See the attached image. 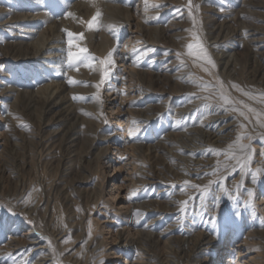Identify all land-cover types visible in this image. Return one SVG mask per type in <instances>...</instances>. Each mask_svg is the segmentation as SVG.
Listing matches in <instances>:
<instances>
[{
  "label": "bare ground",
  "instance_id": "1",
  "mask_svg": "<svg viewBox=\"0 0 264 264\" xmlns=\"http://www.w3.org/2000/svg\"><path fill=\"white\" fill-rule=\"evenodd\" d=\"M175 4H186L187 10L175 17L174 6L170 22L162 20L160 15L164 8ZM188 4V0H147V9L146 6L142 7L145 14L140 13L136 20L127 5L108 4L99 35L95 29L91 31V44L102 57L101 60L109 52H113L111 59L114 63L103 66L100 64L97 68L82 67L78 78L74 79L79 83L72 84L70 94L64 93L63 84H56V93H47L50 85L38 87L34 91L31 83L24 84L22 88L0 81V101L7 102L10 109V114L5 117L9 124L3 133L5 140L12 143V151L24 150L20 152V158L23 159V166L31 172L38 155L37 161L42 173L47 176L42 182L39 200H23L19 206L30 214H35L39 230L52 235L58 246V260L61 264H96L85 256L82 258L80 254L88 246L104 244L105 238L99 234L106 226L102 228L96 224L92 205L97 201L90 205L87 194L91 186L100 181L97 193L101 197L106 180L97 166L105 148L100 147V154L95 156L91 150L96 147L99 134H105L96 114L99 111L98 97L105 82L100 88L95 85L100 83L102 68L110 67L111 77L117 63L114 52L118 42L114 40L110 27H119L120 24L135 20V30L129 31L132 34L124 44L130 52L127 59L129 62L133 60L128 64L124 58V70L128 73L130 87L135 88V92L137 90L133 94L140 107L135 109V106L130 105L128 108L129 116L125 121L129 133L138 130L139 125L146 124L157 113L165 111L170 100L176 102L184 94L191 96V92L201 89V93L213 104L210 105L214 106V112L209 117L213 120L205 124L213 129H205L203 124L186 132L170 133L155 146L131 145L135 154L132 161L134 175L127 187L124 204L118 200L119 190L125 188L123 181L117 187L118 191L110 194L112 199L109 200V206L115 214L113 218L117 219L115 225L113 221L110 224L115 226L114 239L118 250L123 252L124 264H222L221 256L218 255V252L224 250L221 249L224 245L222 233L228 227L237 229L230 215H233L235 208L239 209V201L242 200L244 206L248 198L256 195V183L264 179V143L258 148L256 142L248 143L244 135L242 143L248 145L247 153L251 151L248 153L253 166L251 175L243 174L236 160L231 159L233 154L241 155L238 147L228 151L229 145H233L241 133L246 132L250 138L253 136L264 142V115L259 121H255L259 130L263 131L261 135L253 128L252 121L240 115L241 110L249 115L243 106L244 102L259 113L262 112L257 109L258 106L264 105L261 101L264 97L256 94L264 90V0H236L234 5L224 10L209 8L208 14L201 18L203 22L199 34L192 26L195 19L191 20ZM142 8L137 5L136 11ZM18 13L19 9L14 5L9 8L0 5V30L6 24H11V27L20 26L19 22L25 16ZM39 16L41 18L44 15ZM184 22L185 25L181 26ZM181 27L182 31L179 32ZM60 29V25L52 27L50 31L36 29L38 33L41 32L39 41L34 45H30L19 34L10 41L2 39L5 43L0 45V51L4 57L1 56L0 60L5 56L12 59L35 58L49 44L52 47L46 53H53L56 57V49L61 47ZM31 32L33 31L28 33ZM193 33L197 34L207 56L214 62V67L200 59L195 48L193 54H189L187 45L196 43ZM17 54L18 57H15ZM6 77L3 74L2 78ZM91 93L94 97L87 98ZM222 93L230 99V104L225 105L221 99ZM60 106L63 107L55 114L60 116L56 122L55 115L51 114ZM2 114L1 109L0 116ZM24 116H28L32 125L41 130H46L51 123L63 128L69 118L74 121V125L65 133L51 135L48 139L37 138V135L33 136L27 130L28 146L32 148L30 160H26L29 152H25L23 141L16 134V127L24 122ZM171 125L173 129L174 124ZM72 137L74 140L67 142ZM79 141L82 144L81 150L76 148L71 151L72 147L80 144ZM199 149L202 151L196 153ZM72 152L73 157L67 155ZM257 154L261 156L259 164H256ZM213 170L215 172L212 174ZM228 171L230 175L223 177ZM75 174L76 177L71 178ZM158 181L162 182L155 194L151 191L134 196L137 193L136 186L151 188ZM241 181L246 186L243 191L239 188ZM194 185L200 187H193ZM167 188L176 189L175 193L167 195L164 191ZM184 201L196 203L194 215L188 210V203H182ZM82 202L89 204L88 213L82 211ZM245 207L248 209L246 204ZM182 208H186V211H182ZM56 212L59 214L58 218L55 217ZM164 213H169L167 222L161 220ZM3 214L0 209V217ZM40 214L41 217L38 216ZM236 220L239 221V218ZM19 222L23 223V227L22 220L12 223V226ZM249 224L245 231L239 230L236 235L248 250L247 259L240 260V247L229 246L225 254L227 264H264V222L253 217ZM10 227L11 224L6 228L10 245L16 246L18 243L23 246L30 243L31 249H41L44 253L37 264H56L55 258L45 256L51 250L52 253L55 252L53 243L39 240L34 231L32 235L33 228H28L29 231L25 234L27 237L22 240L18 237L20 232L17 228L11 230Z\"/></svg>",
  "mask_w": 264,
  "mask_h": 264
},
{
  "label": "rangeland",
  "instance_id": "2",
  "mask_svg": "<svg viewBox=\"0 0 264 264\" xmlns=\"http://www.w3.org/2000/svg\"><path fill=\"white\" fill-rule=\"evenodd\" d=\"M235 2L236 0H191V8L189 9L191 20L193 18L195 19L192 22V26L193 28H195V32L198 34L200 33L199 28H201L203 22V19L201 18L204 14H208L207 12L209 8L224 10L234 5ZM108 4L123 6L127 5L131 9L134 19L138 18V16L142 12H144L145 14L144 8H142L145 7V0H0L1 6L9 8L10 6L14 5L19 9V13L25 16V18H23L19 22L20 26L11 27V24H6V27L0 30V45L3 46V44L5 43L2 39L10 41L11 38H17V34L23 35L30 45H34L37 41H39V34L42 30L50 31L52 27H59V25L61 26L60 34L62 36L59 44V46L61 47H58L59 49H56V57H54L53 53H51L50 55L46 53L48 50H50V47H52L51 44L46 45V48H43L42 51L36 54L37 57L35 58L20 57L18 59H12L5 56L4 59L0 60V81L7 82L9 86H20L22 88H24V84L31 83L33 84L32 88L34 91L37 90L38 87H47L50 85L47 93L51 91H55L56 93L57 85L59 86L63 84L65 86L64 93L70 94L72 84L68 83L69 78H78V73L82 71L81 68L85 65H91L92 67L96 68L100 65L102 57L95 51V46L93 47L91 44V31L95 29L94 31L96 32V34L99 35L98 33H100V29L104 24L103 15L106 13ZM137 5H140L142 9L136 11ZM39 6L40 8H38ZM169 7L170 8L167 9L164 8V11H162L160 15L162 17L161 19L164 21H169V19L172 18L171 13L173 12V7L175 8V17H179L183 12L187 10L186 4H175L172 6L170 5ZM69 12L73 15L68 16ZM97 12L100 13V16L96 19L95 23L90 29L88 27V21H90ZM39 14H43L44 16L40 18ZM33 18L35 19V21H32ZM135 20L131 21L130 23H124L123 25L120 24L119 27H110L114 34V40L118 42V47L114 52L117 63L113 67L112 76L105 80V83L103 84L101 89V93L98 97L99 111L96 114L99 117L100 122L102 123V129L105 131V134H99L97 141L99 140L100 142L96 141V147L91 151L93 152V156H95L100 154L101 148H105L102 155H100L99 157L97 166L101 171V176L103 175L104 177H106V180L103 187V195L99 197V193H97V191L100 190L98 184L100 182L99 181L97 184L91 186V189L87 194V199L90 200L88 201L90 205L97 201L94 204L95 207L92 205V207L94 208L93 218L95 219L96 224H98L102 228L106 226L102 229V232L100 234L98 233L99 236H102V238L104 237L105 239L103 245L99 244L98 246H95L94 244L95 247L93 245L88 246L87 250L82 251L80 254L82 258H89L91 263L96 262V264H124L123 252L118 250L119 248L114 239V225L117 219L113 218L115 214L112 207L109 206V200L112 199L110 197V194L114 193V191H118L117 187L123 181L125 184V188H121L119 190L120 193L118 195V200L120 199V203L124 204V197L127 193V187L130 185L131 178L134 175V164L132 161L135 158V154L131 149V145L143 144L155 146L159 141L164 139L170 133L186 132L195 127H201L203 126V124L205 126L207 122L213 120V118L209 117L214 112V106H211L213 104L207 99L206 95L201 93L202 90L200 89L197 92H191V94H193L194 96H186L184 94L179 99H177L176 102L174 100H170L169 106H167L168 108L163 112L157 113L156 116L151 117V120L146 123L148 125L144 124L138 126V124H136L138 126V130L133 133H129L127 131L128 127L126 124L127 121H125V119L129 116L128 108L130 107V105L133 107L135 106V109L136 107L137 109L140 108L135 100L134 95L137 93V90L135 92V88L130 87L131 84H129V80L127 77L128 73L124 70V58H126L128 64L133 61L132 60L129 62V60L127 59V56L130 54V52L128 48L124 46V44L127 43L126 41L128 37L130 36V34H132L129 33V31L135 30ZM184 25L185 22L181 26ZM39 28H41V31L38 33L37 30H39ZM65 30L70 31L73 34L83 33V39H80L78 36H74L73 39L75 44H78L81 47H86L89 50V60L77 64L75 67H69L67 65V41L69 37ZM29 31L33 32L28 33ZM181 31L182 27L179 29V32ZM73 50L76 49L74 48ZM1 56L4 57V55L0 51V57ZM15 57H18V54L15 55ZM91 57H95L96 59H91ZM55 68L58 69L55 70ZM1 70L3 72H1ZM3 74L7 75V77L4 79L2 78ZM256 94L260 97H264V90H260V92H257ZM90 96L94 97V94L91 93L87 98H89ZM262 99L263 100L261 101H264V98ZM57 100L58 99H55V101ZM246 105L248 107H251V105L244 102L243 106L245 107ZM62 107L60 106L56 108L55 111L52 112L51 116L58 114L59 110H61ZM258 107L259 108L257 109L260 112L264 113V105L261 104ZM180 108H182V112ZM1 109L3 114L0 116V144H2L0 145V209H2L4 214L0 217V264H37V261H39V257L41 255L43 257L44 255L41 249H38L39 251H37V249L35 248L31 249L30 243H26L23 246H19L17 243L16 246L14 245L15 247L13 245H10L11 243L9 244L7 235L8 229H6L10 224L12 227H10L11 230L16 227L18 232H20L18 237L20 236L22 240L27 237L25 236V234L29 231L28 228H33L32 235L34 231L35 237H38L39 240L49 241L50 243H53L55 252L52 253L51 250L50 252H47L45 256H50L51 258L53 257L55 258L54 263L61 264L60 260H58V246L55 243L52 235L47 234L45 231L39 230L36 224V220L38 218L35 216V214H30L27 210L25 211L19 206L23 200L31 202H36L39 200L41 196L42 182L44 178H47V176L42 173V168L37 161L39 160L38 155H35L36 165L33 169L34 171L32 170L31 172L23 166V159L20 158V152L24 150L12 151V143L9 140H5V137L3 135V133H5L9 126L7 120H5V117L10 114V109L7 105V102L3 101L2 103V101H0V110ZM35 113L37 114V112ZM249 117L250 119L248 120L252 121L253 128L257 129V133L261 135L263 131L259 130L258 124L255 122V117L252 116V114H249ZM59 119L60 116L55 115L54 120L57 122ZM65 122L63 128L59 124L51 123L47 126L46 130H41L39 128L36 129V126L32 125L33 122L30 121V118L28 116H24V122L16 127L18 129L16 131V134L19 139L23 141L25 152H29V157L26 160H30V148H32V146H28L29 141H27L26 138L28 133L27 130L31 133V135H37V138L48 139L51 135H58L59 133L63 134V132L65 133L68 128H73L74 124L72 123L74 121L69 118ZM132 123L133 125H135L134 121ZM171 124H174L173 129H171ZM204 128L213 129L211 128V126H205ZM34 130L35 132H33ZM244 134L246 137L245 140L248 143L253 142V144L256 142L255 145L258 148L262 143H264L260 139L258 140L256 138H253V136L250 138L249 134L246 132ZM73 140L74 138L72 137L69 138L67 142H71ZM75 146L72 147L71 151H74L76 148H78V150L80 151L82 144L80 142L77 147ZM201 151L202 149H199L196 151V153H200ZM250 152L251 151H249L248 153ZM248 153L246 152V155H249ZM67 155L73 157L74 153L72 152L71 154ZM259 157L261 156L257 154L256 164H259L261 162ZM238 166L243 174L246 173L247 175H251L253 172V166L251 164L248 167L244 168H242L240 164H238ZM229 171L232 172V170ZM229 171L223 177L229 176ZM214 172V170L211 171L212 174ZM72 177H76V174L72 175L71 178ZM258 178H260V176H258ZM161 182L162 181H158L155 184H152L151 188H141V186H136L137 193L134 196H139L144 192L151 191L153 194H155L159 189L158 185H160ZM241 182L242 183H240L239 188L241 191H243L246 186L242 185L243 181ZM256 184V195L251 196L247 201H245L248 209L245 207V204L244 206L242 205L241 200L239 201V209L236 210L235 208V211L232 213L233 215H230L234 225L236 224L237 229L235 230L231 227H228L222 233V240L224 245L221 249L224 250L218 252V255L221 256L222 264H227V257L225 254L226 249H228L229 246L240 247L242 250V253L240 252V260L245 261L248 256V250L242 246L243 242L240 241V238L236 235L237 233H239V230L245 231L248 228V225H250L249 223L253 220V217L255 220H261L264 222V200L262 201V197L264 196V179L260 180V183L258 182ZM175 190L176 189L174 188H167L164 191L167 192V195H170L175 193ZM190 202H192V200H190ZM190 202H188V210L193 214L196 208V203L194 202L190 204ZM81 204L82 211H84V213H88L89 204L85 202H82ZM168 215L169 213L162 214V217L160 216L161 220H165V222H167ZM38 216L41 217V214ZM58 216L59 214L56 212L55 217L58 218ZM237 218H239V221L236 220ZM19 220H22L24 222L23 227L22 222H19L15 226H12V223H16ZM111 221L114 222V225L110 224ZM60 223L62 224L61 219ZM227 243H230V245H227ZM4 246L6 247L5 249ZM100 253H102L101 256L99 255ZM90 255H92V257ZM66 264L73 263L69 262Z\"/></svg>",
  "mask_w": 264,
  "mask_h": 264
},
{
  "label": "snow or ice",
  "instance_id": "3",
  "mask_svg": "<svg viewBox=\"0 0 264 264\" xmlns=\"http://www.w3.org/2000/svg\"><path fill=\"white\" fill-rule=\"evenodd\" d=\"M145 6H146V9H147V0H145ZM153 7H156V5H153ZM189 8H191V0H189ZM72 15H73L72 13H70V12L68 13V16H72ZM99 16H100V13L97 12L96 15L90 21H88V27L90 29L92 28V25L95 23L96 19ZM65 31L67 32V35L69 37V39L67 41V43H68L67 65L69 67H75L77 64H80V63H83L86 60H89L90 59V56L88 55V51L89 50L86 47H81L80 45L75 44L74 43V39H73L74 36H78L80 39H83V33L73 34L72 32H70L68 30H65ZM193 35L196 38V43L195 44L189 43L187 45V48L189 50V54L190 55L193 54V49L195 48L197 50L196 54L199 56V58L204 60L206 63H208V64H210V65H212L214 67L215 66L214 62L211 60L210 57L207 56L206 50L204 49L202 43L199 42L197 34L193 33ZM74 48L76 50H73ZM112 56H113V52H109L108 56L105 59L100 61V64L102 66L103 65H112L114 63L112 61V59H111ZM91 59H96V58L95 57H91ZM85 66L86 67H91V65H85ZM205 70L207 71V69H205ZM110 73H111V68L110 67L102 68V75H101L100 83L96 84L95 87L96 88H100L101 84H103L105 82V80L107 78H109ZM68 83L69 84H75V83H79V82L75 81L74 79L69 78ZM233 87L238 88L237 85H233ZM221 99L223 100L225 105L231 103L230 99L227 96H225L223 93L221 94ZM262 102H264V101H262ZM245 107H247V110H248L249 114L255 115L257 121H259L260 117L262 115H264V113H259L255 109H253L251 107H248L247 105ZM240 115L244 116L246 120L250 119L249 115H246V113L243 110L240 111ZM241 127L243 128L244 125H241ZM244 135H245L244 133L239 134L237 136V138H236L235 143L233 145H229V149H228V151L231 152L233 148L238 147L241 155L236 156L235 154H233L231 156V159L236 160V162L238 164H240V166L242 168L248 167L251 164V158L248 155H246V151L248 150V145H245V144L242 143ZM257 171H259V170H257ZM253 175H255V173ZM193 187H200V186L194 185ZM182 203L184 205H187L188 202L184 201ZM181 210L182 211H186V208H182Z\"/></svg>",
  "mask_w": 264,
  "mask_h": 264
}]
</instances>
